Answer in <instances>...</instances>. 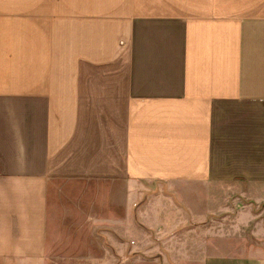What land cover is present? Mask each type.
<instances>
[{"label":"crops","instance_id":"1","mask_svg":"<svg viewBox=\"0 0 264 264\" xmlns=\"http://www.w3.org/2000/svg\"><path fill=\"white\" fill-rule=\"evenodd\" d=\"M97 179L238 215L203 264H264V0H0V264L51 261L54 182Z\"/></svg>","mask_w":264,"mask_h":264},{"label":"rangeland","instance_id":"2","mask_svg":"<svg viewBox=\"0 0 264 264\" xmlns=\"http://www.w3.org/2000/svg\"><path fill=\"white\" fill-rule=\"evenodd\" d=\"M181 192L151 181L54 182L53 259L39 264H203L224 248L206 243L237 237L238 215L195 214ZM255 207V219H264V199ZM255 232L239 237L262 244Z\"/></svg>","mask_w":264,"mask_h":264}]
</instances>
